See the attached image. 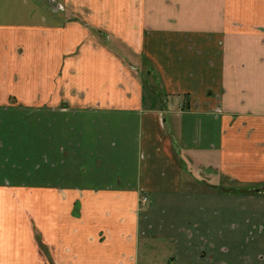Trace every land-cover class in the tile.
Returning <instances> with one entry per match:
<instances>
[{"label":"crops","instance_id":"crops-1","mask_svg":"<svg viewBox=\"0 0 264 264\" xmlns=\"http://www.w3.org/2000/svg\"><path fill=\"white\" fill-rule=\"evenodd\" d=\"M4 107L0 264H264V0H0Z\"/></svg>","mask_w":264,"mask_h":264},{"label":"rangeland","instance_id":"rangeland-1","mask_svg":"<svg viewBox=\"0 0 264 264\" xmlns=\"http://www.w3.org/2000/svg\"><path fill=\"white\" fill-rule=\"evenodd\" d=\"M98 32L100 35L98 37V40L103 43L107 40L110 41L111 47L115 51H123L127 52L128 55V61L130 59H136L133 50L127 47L123 46L122 43L113 40L112 37H108V35L105 33ZM139 57L137 56V59ZM142 62V69H144V72L146 70L144 60ZM132 63V60H131ZM32 114L31 112H21L16 113L15 111H8L6 108H2L0 112V151H4L6 155V161L8 165L11 166H22V165H28L29 167L33 166L34 168L39 164L43 162L44 154L47 153V149L51 146L49 137L45 135L43 136L40 133V128L42 122L39 121V117H34L31 120L28 119L27 115ZM31 116V115H30ZM49 136V134H47ZM2 154V153H1ZM3 155V154H2ZM8 158V159H7ZM2 161V160H1ZM103 169H96L93 171V173H96V175H101ZM91 174V171H89ZM88 173V172H87ZM85 173L84 175L89 178L90 175ZM235 185V184H234ZM239 188L238 191L240 192H248L252 194L258 193L255 191V186L257 185H247L245 183H236L234 187ZM227 189L230 188L229 186H226ZM225 187V188H226ZM202 188V187H201ZM199 188V189H201ZM208 189V188H207ZM231 189V188H230ZM264 192V190H262ZM145 247L143 246V249ZM161 250L163 252V247H159L158 251L156 253V257H161L163 253H161ZM158 254V255H157ZM168 258V257H167ZM165 258V259H167ZM154 260V259H153ZM157 263V262H156Z\"/></svg>","mask_w":264,"mask_h":264},{"label":"built area","instance_id":"built-area-1","mask_svg":"<svg viewBox=\"0 0 264 264\" xmlns=\"http://www.w3.org/2000/svg\"><path fill=\"white\" fill-rule=\"evenodd\" d=\"M150 199L148 196H145L143 199H142V204L143 205H147L149 203Z\"/></svg>","mask_w":264,"mask_h":264}]
</instances>
